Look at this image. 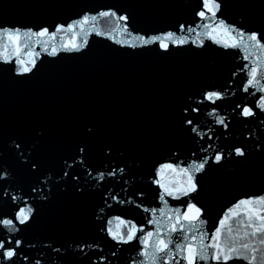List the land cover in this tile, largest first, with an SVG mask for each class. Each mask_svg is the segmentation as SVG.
Listing matches in <instances>:
<instances>
[{
	"label": "water",
	"instance_id": "obj_1",
	"mask_svg": "<svg viewBox=\"0 0 264 264\" xmlns=\"http://www.w3.org/2000/svg\"><path fill=\"white\" fill-rule=\"evenodd\" d=\"M196 3L197 0H0V27L52 26L77 19L84 11L113 8L127 11L131 30L151 34L171 28L177 21L193 26L203 23L194 17ZM227 3L224 15L229 22L244 17L249 26L258 27L264 20L260 0ZM102 21L103 18L97 22L101 27ZM244 63L239 50L223 49L207 39L203 48L188 44L162 55L158 49H131L92 33L82 53L62 52L57 58L42 53V61H38L40 70L22 82L10 79V66L0 64V147L4 148L0 159L8 162L15 177L9 180L14 194L24 197L37 181L35 176L17 169L5 145L12 137L32 143L35 128L42 127L47 132L36 155L43 164L39 180L51 177L50 184L39 185V191L47 194L51 187L50 199L41 201L37 192H31L23 201L33 204L39 213L31 227L21 233L36 245L28 252L33 264L37 259L41 264H89L90 259L101 264L99 256L107 257L104 264H131L139 259L138 242L115 246L100 231L101 225L109 217L120 216L144 225L145 230L153 229L147 223L152 214L137 207H161L159 190L150 179L153 165L165 159L187 162L201 157L205 154L200 150L202 146L211 154L214 149L227 152L232 145L246 144L251 153L247 161L226 157L198 177L201 187L196 199L205 209L204 219L214 221L212 229L231 203L243 196L264 194V153L256 149V144L264 141V123L260 122L264 113L256 110L258 118L245 126L243 118L233 111L236 104L253 101L252 96L240 90L245 74L238 69ZM233 72H237L235 77ZM206 90H227V94L215 104L204 101L199 112L191 113L194 124L211 137L201 139L195 133L179 130L180 108L186 101L197 106L195 102L202 100ZM213 108L225 117L227 128L215 122V115H210ZM83 122L95 123L101 137L113 145L112 159H106L96 148L89 163L105 172L119 165L125 167V174L94 182L93 173L84 185V194L78 196L71 182L65 188L57 173L61 171V158L71 154L68 142ZM170 148L179 149L177 157L170 156ZM74 167L84 172L82 167ZM138 192H143V196ZM112 195L126 202L118 203L111 199ZM166 199L170 207L179 206L177 201ZM130 200L134 203L127 202ZM101 207L103 213L99 211ZM12 211L10 205H0V213ZM85 241L98 243L103 251L93 247L79 253L77 245ZM44 245L61 248V252ZM111 252L119 258L111 256Z\"/></svg>",
	"mask_w": 264,
	"mask_h": 264
},
{
	"label": "snow or ice",
	"instance_id": "obj_2",
	"mask_svg": "<svg viewBox=\"0 0 264 264\" xmlns=\"http://www.w3.org/2000/svg\"><path fill=\"white\" fill-rule=\"evenodd\" d=\"M260 4L264 7V0H260ZM227 7V0H197L193 9L194 17L203 23L197 22L193 26L177 21L171 28L154 30L151 34L131 30V18L127 11L118 12L113 8L94 13L84 11L77 19L52 26L0 27V64L10 66L7 69L10 79L22 82L35 76L40 70L38 61H42V53L52 58L59 57L62 52L82 53L88 46L92 33L115 40V43L131 49H158L162 55H169L174 48L188 44L203 48L207 39L223 49L239 50L245 61L243 67L238 69V72H243L246 76L240 90L252 96L253 101L238 103L233 111L243 118L247 126V122L258 118L256 110L264 113V20L258 27L249 26L244 17L238 22H229L224 15ZM101 18L103 27L97 23ZM116 36L124 38L115 39ZM232 75L235 77L237 72ZM226 94L227 90H206L202 92V100L195 102L197 106L186 101L180 108L179 130L195 133L201 139L209 136L208 132L201 131L194 124L191 113L199 112V105L204 101L215 104ZM187 99L191 100V97ZM210 115H215L217 124L228 127L225 117L216 114L215 108ZM260 122L264 123V120ZM32 132L35 139L30 144L19 137H12L10 143L5 145L17 169L36 177L37 183L30 185V192L25 193L24 197L10 190L9 180H15V177L9 171L8 162L0 159V205H10L13 209L9 214L0 213V264H33L28 252L36 245L25 240L21 233L31 227L39 213L33 204L23 201L31 192H37L39 199L44 202L51 196V187L47 194L39 191V185L50 184L51 177L43 182L39 180L43 164L36 155L43 147L47 132L42 127L35 128ZM67 148L71 154L61 158V171L57 175L61 177L65 188L70 181L78 196L84 194V185L93 173L94 182L103 181L106 176L115 177L120 174L122 177L125 174V167L119 165L105 172L89 163L96 148H99L106 159L113 158V145L101 137L95 123L80 124ZM209 148L213 146L209 145ZM256 149L264 153V141L257 143ZM200 150L205 153L203 156L187 162L165 159L153 165L150 179L151 184L159 190L157 198L161 207L137 205L152 214L147 223L153 225V229L145 230L144 225H137L120 216L109 217L101 225L100 231L106 233V238L114 242L115 246H132L133 242H138L139 259L132 260L131 264H200L201 261L204 264H209V261L212 264H238L240 261L244 264H264V194L243 196L231 203L223 210L211 231L205 227V209L196 199L201 187L198 178L200 174H207L212 165H220L226 157H239L242 161H247L251 153L246 144L232 145L227 152L218 148L209 154L208 148L203 146ZM178 153V148L169 149L171 157H177ZM3 155L4 148L0 147V158ZM192 155L195 157L196 153L193 152ZM74 166L82 167L84 172L77 171ZM55 186L58 187L59 184ZM137 195L143 196V192H138ZM166 198L177 201L179 206L170 207ZM111 199L121 204L126 202L118 200L116 195H112ZM127 202L134 203L131 200ZM105 206L110 207L106 202ZM99 211L103 213L104 208L101 207ZM97 219L101 217L97 216ZM44 247L51 248L56 253L61 252V248H52L51 245ZM93 247L103 251L95 242L89 244L85 241L77 245L81 254L86 248ZM110 254L119 258L116 252ZM98 259L104 264L107 257L99 256ZM34 264H41V261L37 259ZM89 264H96V261L90 259Z\"/></svg>",
	"mask_w": 264,
	"mask_h": 264
}]
</instances>
